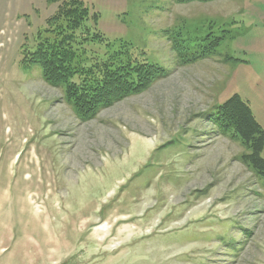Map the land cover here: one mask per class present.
<instances>
[{
    "label": "rangeland",
    "instance_id": "1",
    "mask_svg": "<svg viewBox=\"0 0 264 264\" xmlns=\"http://www.w3.org/2000/svg\"><path fill=\"white\" fill-rule=\"evenodd\" d=\"M79 1L109 40L90 57L134 50L165 75L82 121L24 62L60 3L0 0V264H264V179L215 115L239 96L264 130V0ZM28 153L38 163L18 166ZM34 183L50 218L30 229L18 196Z\"/></svg>",
    "mask_w": 264,
    "mask_h": 264
},
{
    "label": "trees",
    "instance_id": "2",
    "mask_svg": "<svg viewBox=\"0 0 264 264\" xmlns=\"http://www.w3.org/2000/svg\"><path fill=\"white\" fill-rule=\"evenodd\" d=\"M173 1L190 3L214 0ZM47 3H60L52 20L53 29H47L38 36L36 48L25 52L24 62L27 66L38 67L49 84L64 87L68 102L82 121H89L100 110L143 92L165 75V70L160 66L135 57L134 50H130V53L121 49L107 52L100 59L95 53L90 57L85 48L88 44L109 43L104 34L98 30L91 31L85 25L93 21L98 28V14L84 9L79 0H47ZM197 57L198 54L194 56V61ZM183 60L188 62V58ZM87 65L89 67H84ZM215 115L216 125L232 131L244 145L247 153L243 155V161L264 179V130L249 106L239 96H234L219 107Z\"/></svg>",
    "mask_w": 264,
    "mask_h": 264
},
{
    "label": "bare ground",
    "instance_id": "3",
    "mask_svg": "<svg viewBox=\"0 0 264 264\" xmlns=\"http://www.w3.org/2000/svg\"><path fill=\"white\" fill-rule=\"evenodd\" d=\"M15 148H14V150H15ZM14 150H11V151H14ZM30 157L32 158V155L30 153H28L26 155V158L22 162L20 160V162L18 163V166L21 165V163H24L25 167L30 166V169L33 166H35L34 164L38 163V162H36L37 158H36L35 154H33V159H31ZM15 165L17 166V161L13 162V164L10 165V167L13 168ZM25 179L31 181L32 177H29L27 175ZM38 185H39V182H38ZM38 185L36 183H34L31 187L25 189V191L23 193H21L20 196H18V200L20 201V205H21V207H20L21 222L24 221L25 224H27V228H30V229H31V227L35 228L37 225L38 226L39 225L40 226L43 225L44 227H47L48 226V222H49V218H50L49 215H48L47 209L43 208L42 206H40V204H38V202H36V200H35L39 195L36 194L37 192H35V191L33 193L32 190L37 189ZM4 198H6V197L4 196ZM7 199L9 200V198H7ZM9 225L11 226V224L9 222L5 223L3 225V227H4L3 231L1 230L2 231L1 234H0L1 235V240H2L1 241L2 245L0 244L1 247L6 245V244H9V235H8V232H6V227L10 228ZM27 228H25V229H27ZM111 229H112V226H110L109 223H105V224L102 223L101 225H99V226H97V227H95L93 229V236L96 237L99 241L103 242L104 240H106L105 238H107L111 234ZM131 229L134 230V228L128 226L127 224L123 225L119 229V235H122V234H126L127 235L130 232ZM25 234H26L25 237L22 236L20 238V240L18 241L17 246L22 248V249H24V250H26V249L29 250L30 247L33 246V244L37 245V241H36V239L32 238V234H29V233H25ZM23 235H24V233H23ZM10 240L12 241V239H10ZM121 240H122V238H121ZM47 242L45 240H43L41 243L42 244L45 243L44 245H48L50 243V240H47ZM119 245L120 244H116V245L114 244V246L112 245L109 249H113V248H115V247H117Z\"/></svg>",
    "mask_w": 264,
    "mask_h": 264
}]
</instances>
